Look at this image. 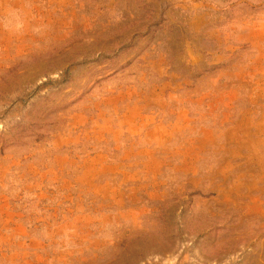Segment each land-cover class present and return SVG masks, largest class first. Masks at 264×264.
Masks as SVG:
<instances>
[{"label":"rangeland","instance_id":"1","mask_svg":"<svg viewBox=\"0 0 264 264\" xmlns=\"http://www.w3.org/2000/svg\"><path fill=\"white\" fill-rule=\"evenodd\" d=\"M0 264H264V0H0Z\"/></svg>","mask_w":264,"mask_h":264}]
</instances>
